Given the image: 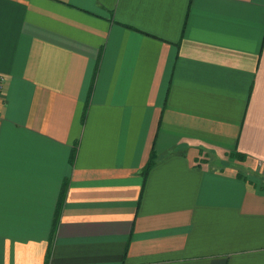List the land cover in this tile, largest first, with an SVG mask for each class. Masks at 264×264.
<instances>
[{"label": "crops", "instance_id": "0c3cea01", "mask_svg": "<svg viewBox=\"0 0 264 264\" xmlns=\"http://www.w3.org/2000/svg\"><path fill=\"white\" fill-rule=\"evenodd\" d=\"M0 83V264H264V0H0Z\"/></svg>", "mask_w": 264, "mask_h": 264}, {"label": "trees", "instance_id": "16d2710c", "mask_svg": "<svg viewBox=\"0 0 264 264\" xmlns=\"http://www.w3.org/2000/svg\"><path fill=\"white\" fill-rule=\"evenodd\" d=\"M152 166V162H149L148 164H147V167H146V173L148 172V170H149V168Z\"/></svg>", "mask_w": 264, "mask_h": 264}, {"label": "built area", "instance_id": "2783aa9c", "mask_svg": "<svg viewBox=\"0 0 264 264\" xmlns=\"http://www.w3.org/2000/svg\"><path fill=\"white\" fill-rule=\"evenodd\" d=\"M0 92H1V83H0Z\"/></svg>", "mask_w": 264, "mask_h": 264}]
</instances>
